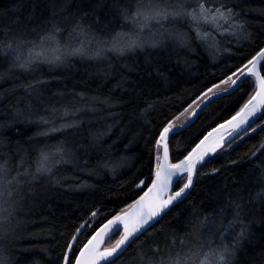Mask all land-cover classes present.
<instances>
[{"label": "trees", "instance_id": "trees-1", "mask_svg": "<svg viewBox=\"0 0 264 264\" xmlns=\"http://www.w3.org/2000/svg\"><path fill=\"white\" fill-rule=\"evenodd\" d=\"M226 6L247 21L248 39L242 33L223 36L218 28L201 25L200 31L214 40L209 47L207 39L196 37L188 18L176 17L164 21L172 41L159 48L103 58L69 56L65 51L57 68L11 69L0 80V163L7 164L6 180L19 173L22 182L14 199L22 211L8 225L0 246L6 264H61L66 243L92 211L99 210L78 237L79 246L94 228L142 194L153 179L154 145L165 122L264 47V0H229ZM135 7L136 0H0V41L30 43L82 30L109 39L129 26L131 19H125L124 12L131 15ZM221 25L228 33L231 21ZM177 34H184L187 43H178ZM254 92L245 82L239 91L212 101L193 124L172 137V162L235 114ZM40 118L50 123L35 122ZM72 122L78 126L40 135ZM61 142L70 150L68 162L32 180L40 150ZM262 144L264 129L258 128L207 159L187 198L174 204L114 264H143L153 258L150 250L157 245L175 254L181 241L192 245L185 255L219 244L221 250L231 248L241 223L248 225V234L231 264H264V149L255 155ZM141 180L144 186L138 189ZM21 193L25 198L18 202ZM220 227L229 233H220ZM116 239L118 234L112 235L107 245Z\"/></svg>", "mask_w": 264, "mask_h": 264}, {"label": "snow or ice", "instance_id": "snow-or-ice-1", "mask_svg": "<svg viewBox=\"0 0 264 264\" xmlns=\"http://www.w3.org/2000/svg\"><path fill=\"white\" fill-rule=\"evenodd\" d=\"M228 2L229 0H207V4H219L218 7H209L205 0H136L134 13L129 15L128 12H124V17L125 19H131L140 28L147 26L144 21L148 20H155L159 23L169 18L186 17L196 29V37L201 40H206L211 35L200 31L202 24H210L220 28L222 27L220 21H231L230 29H228L231 34L242 33L244 38L248 39L251 34L245 31L247 21H244L240 17V13L234 11L232 7H227L226 4ZM232 2L234 3L235 0H232ZM186 4L189 6L186 7ZM193 4L195 5L194 7L191 6ZM261 13L264 14V10H261ZM54 31L58 33L60 29L54 27ZM126 36L127 34L125 33H117L110 42V50L123 54L126 51L143 47L142 43L134 39H127ZM40 39L41 43H43L44 41L55 39V36L47 35ZM175 39L181 45L187 43L184 34H177ZM4 47L5 45L0 41V52L3 51ZM36 47H39V45H34L28 56L22 60L18 45L13 50L15 61L13 66L28 70L37 60L48 63L61 61L60 56L49 59L42 52H35ZM7 48L12 49V45L8 44ZM84 51V48L80 47L73 49L68 54H84ZM262 65H264V47H259L255 54L246 60V63H243L242 66H237L235 70L231 71L230 75H227L226 79L208 88L198 98L200 103L207 106L206 101L209 98V94L217 98L222 93L231 95L239 91L245 82H249L256 89L255 93L239 107V110L230 119L208 131L202 139H199L195 147L187 150L186 154L175 163L170 160L169 136L171 135L175 138L186 127L191 125V115H195L193 105H189L188 108L184 109V112L180 113V116H184L185 113L189 112V109H192V113L186 122L176 124L175 120H179L180 116H177L173 121L165 122V125L157 133L158 139L154 145V178L150 181V186L147 187V190L143 192L139 199L128 205L127 209L114 215L111 219L106 218L107 222L102 223V226H98V230L94 228L92 230L94 234H91L90 238H87L86 242L79 246L81 242L78 240V236L82 234V229L87 227L97 217L99 212V210L92 211L89 220L80 224L75 229V234L66 243L65 250L60 255L61 264H101V262L103 264H114L115 260L119 259L131 244L135 243V240L139 239L150 227L154 226L157 222L156 218L161 217L165 210L174 203H180L187 198L193 186L194 177L198 175L197 169L198 167L203 168L206 158L211 157L218 149L224 148L226 144L231 147V144L241 134L248 135L250 132H256L258 128L264 129V124H259L256 127L252 126L256 119L264 117V111H262L264 109V75L257 70ZM27 87L31 88L33 86L28 85ZM193 103L196 108L200 107V103L195 101ZM18 115L22 116L23 114L18 113ZM64 115H68V112L65 111ZM35 122L50 123L49 120L44 118H40L39 121ZM77 126L76 122L66 123L60 127H50L46 132L40 133V135L47 136L50 133L61 132L64 129L76 128ZM225 132H227V135H225ZM46 148L48 149L47 151L41 149L39 152L35 172L31 174L32 180L38 179L41 175L51 174L52 168L56 164L68 162L66 156L70 154V150L64 147L63 142L57 145H46ZM261 148L264 149V145H261ZM212 171L215 172L218 169H213ZM7 172L6 162L0 163V246L3 245L7 236L6 222L8 217L4 216L6 210L2 206L5 189H8L7 195L12 196L13 190L8 188V185L14 183L18 187L21 183L18 178L20 176L19 173L17 177L6 180ZM23 175L27 177V171ZM174 182L178 185V190L175 191L172 190ZM143 184L144 181L141 180L138 187H142ZM247 229L248 225L241 223L240 231L235 236L236 242L231 248L225 245L223 250L205 254L203 260L198 259L201 255L198 250H190L191 254L184 256L178 252L172 254L157 245L150 250L153 258L143 261V264H231L230 258L235 255V249L239 246L240 241L247 236ZM116 234H118V239L109 246H104L105 238L108 237L110 239L112 235ZM149 235L153 238L155 237L154 233H149ZM181 243L185 242L181 241ZM138 247H143V245L141 244ZM0 251H2V247H0ZM141 259L143 260V257ZM0 264H6L2 256H0Z\"/></svg>", "mask_w": 264, "mask_h": 264}, {"label": "bare ground", "instance_id": "bare-ground-1", "mask_svg": "<svg viewBox=\"0 0 264 264\" xmlns=\"http://www.w3.org/2000/svg\"><path fill=\"white\" fill-rule=\"evenodd\" d=\"M170 19H173V18H169L168 20H164V21H169ZM164 21H161L159 23H157L156 25L153 23L152 26H145L143 28H140L139 25L137 24H134L132 21L130 22L129 26L124 29V30H120V31H117V33H125L127 34L126 38L127 39H134V40H137L139 43H142L143 44V47L142 48H136L132 51H126L124 52L123 54H119L115 51H111L110 50V47H111V44L110 42L112 41L113 37L117 34L115 33L114 35H112L109 39H105V38H102V34H96V33H92L91 34H87V31L86 30H82L81 32H78V31H74L71 35L68 36V34L65 36V35H54L55 36V39L53 40H47V41H44L43 43H41V39L40 40H37V41H33V42H30V43H12V42H6L4 45L7 46L8 44H11L12 45V49H8L7 47L2 51L0 52L1 53V65H0V80H2V78H4L8 72L11 70V69H22V68H19V67H14L13 64L15 63L14 61V52L13 50L17 48V46L19 45V51L21 53V56H22V60L24 58H26L28 56V53L30 50L33 49L34 45H39V47H36L35 48V52H42L44 56L48 57L49 59L53 58V57H56V56H60L62 59H63V53L65 52L66 54L71 52L73 49H76V48H80V47H83L84 48V54H77V55H69V56H80V57H87V58H92V57H95V58H103L104 56L108 55V54H115V55H127L128 53H132V52H136V51H140V50H143V49H146V50H149V49H153V48H159L158 46H161V45H164L168 42H171L172 41V35L171 33L169 32H166V26L164 24ZM144 23L147 25L148 22L144 21ZM222 23V21H220V24ZM202 25H205L206 27H214L213 25H210V24H202ZM223 28V25L222 27L218 28L217 29V32L220 33V34H224L223 36H226L227 34L231 33V31H229L227 33V29H222ZM226 33V34H225ZM68 36V37H67ZM212 36H208L206 42H207V46L210 47V44L214 43V40L212 38H210ZM209 43V44H208ZM155 45V46H153ZM53 49H55L57 52L53 51ZM61 59V60H62ZM60 62H56V63H48V62H44V61H41V60H37L35 62V64H32L29 69H31L34 65H38V66H49V67H53V68H57L60 66ZM263 67L264 65L260 66V73L262 75H264V70H263ZM28 69V70H29ZM226 79V78H225ZM221 81L217 82L216 84H219ZM215 85V84H214ZM213 87V86H211ZM210 87V88H211ZM224 87V86H223ZM255 88V87H254ZM256 90V89H255ZM255 93V92H254ZM203 94H201L198 98H200ZM224 95H227L226 93H222L219 95V97H222ZM212 95L209 94V98L211 97ZM196 99L194 100L195 102L197 103H200L199 102V99ZM206 101V104L207 106L212 102L214 101L215 99H218L217 97H214L212 99H209ZM193 101V102H194ZM191 103L190 105H193V108L195 109V112H198V116L200 114V112L206 108L207 106H205L203 103H200V107L199 108H196L195 107V104L194 103ZM189 107V106H188ZM187 107V108H188ZM184 111V110H183ZM182 111V112H183ZM191 113H192V109H191ZM191 114L188 115V117L190 116ZM234 115V114H233ZM197 116V117H198ZM177 117V116H176ZM175 117V118H176ZM188 117L185 119L184 122L187 121ZM192 117V115H191ZM191 122V124H193V122L196 120V118ZM175 118H173L171 121H173ZM231 116L229 118H227L226 120L230 119ZM262 118V117H261ZM261 118H259L258 120L255 121V123L252 125L253 127H256L255 125L261 120ZM225 121V120H224ZM223 121V122H224ZM183 122V123H184ZM221 122V123H223ZM220 124V123H219ZM264 124V121L263 123ZM218 125V124H217ZM217 125H215L214 127H216ZM213 127V128H214ZM212 129V128H211ZM210 129V131H211ZM207 134V133H206ZM204 134V135H206ZM203 135V136H204ZM225 135H227V132H225ZM203 136L200 138L202 139ZM246 135L244 134H241L240 137H238L232 144H231V147H228L227 144L225 145L224 148L222 149H218L216 151V153H220V152H223L225 151L226 149H231L238 141L242 140L245 138ZM171 140H172V136L170 135L169 136V149H170V160L172 159V154H171ZM199 142V140H198ZM197 142V143H198ZM264 145V144H262ZM195 147V145L193 146ZM261 146L260 148L257 150V152L255 153V155L260 151ZM216 153H214L213 155H215ZM212 155V156H213ZM211 156V157H212ZM210 158V157H209ZM207 158V159H209ZM206 159V161H207ZM172 162V160H171ZM175 163V162H173ZM199 170V167L197 169V172ZM154 178V176H153ZM195 180H196V177H195ZM144 181V180H142ZM140 183V182H139ZM195 183V181H194ZM22 185V182L20 183V185L18 187H20ZM139 184H137V188L140 189L142 187H138ZM176 185V184H175ZM175 185L173 187V191H175ZM194 185V184H193ZM150 184L147 186L149 187ZM17 186H15V184L13 183V185H8V188H11L13 190V195L12 196H8L7 195V188L5 189V196L3 198V201H2V206L3 208L6 210L4 212V216L5 214L8 212V209H12L16 206V202H14V196L17 195L16 193V190L18 188ZM147 187L145 188L144 191L147 190ZM143 191V192H144ZM191 191V190H190ZM143 192L141 195H143ZM189 194V193H188ZM139 195L135 200L139 199V197L141 196ZM25 197H23L22 193L20 194L19 196V200L18 202H21L22 200H24ZM135 200H133L130 204H133L135 202ZM14 202V203H13ZM13 203V204H12ZM12 204V205H11ZM129 204V205H130ZM176 204V203H174ZM173 204V205H174ZM171 205V207L173 206ZM171 207H169V209L167 210V212L171 209ZM9 209V211H10ZM127 209V208H125ZM124 209V210H125ZM11 212V211H10ZM166 212V213H167ZM120 213V212H119ZM118 213V214H119ZM166 213L160 218L157 220V222L159 220H161L165 215ZM112 218V217H111ZM110 218V219H111ZM88 220H85L83 221L82 223L86 222ZM107 221L103 222V223H106ZM156 222V223H157ZM81 223V224H82ZM155 223V224H156ZM154 224V225H155ZM102 226V224L100 225ZM151 228V227H150ZM85 229V228H84ZM82 229V232L83 230ZM97 230H98V227H97ZM219 232L220 233H224V234H228L229 233V230L227 227H220L219 228ZM228 230V231H226ZM213 231V230H212ZM75 234V232H74ZM73 234V235H74ZM94 234V233H93ZM224 234H223V238H224ZM80 236V235H79ZM78 236V237H79ZM90 238V237H89ZM108 237L105 239V242H104V246H108L107 245V241H108ZM210 241V240H209ZM218 243H222V241H219ZM220 245V244H219ZM219 245H216L214 247H209V250H199V252L201 253L200 257L198 258L199 260H203L204 257H205V254H209L213 251H217V250H221L219 249ZM193 251V250H192ZM180 253V252H178ZM173 254V253H172ZM191 254V252H190ZM189 254V255H190ZM181 255H184V254H181ZM187 256V255H186ZM138 264V263H137Z\"/></svg>", "mask_w": 264, "mask_h": 264}, {"label": "rangeland", "instance_id": "rangeland-1", "mask_svg": "<svg viewBox=\"0 0 264 264\" xmlns=\"http://www.w3.org/2000/svg\"><path fill=\"white\" fill-rule=\"evenodd\" d=\"M146 22H148L147 23V26L149 25V26H152L153 25V23L156 25L157 24V22L155 21V20H148V21H146ZM53 51H55V52H57L55 49H53ZM62 59V58H61ZM222 87H223V85H222ZM184 112V111H183ZM189 114H191V109H189V112L188 113H185V115L184 116H180V114L178 115V116H180V119L179 120H175V123L176 124H181V123H183L184 121H185V119L188 117V115ZM162 154V153H161ZM14 199H16V197L14 196ZM17 200V199H16ZM19 200V199H18ZM14 203V202H13ZM12 203V204H13ZM11 204V205H12ZM10 209V208H9ZM9 209H8V212L5 214V216L6 217H8V220H7V222H6V231L8 230V225H10L11 223H13L14 221H17V216H18V212L20 213L21 211H22V209H21V207L19 208V210H18V207L16 208V206L14 207V208H12V209H10V211H9ZM13 219H14V221H13ZM13 221V222H12ZM12 225V224H11ZM220 237H222V236H220ZM184 246V247H183ZM191 246L192 245H189L188 243H181L180 242V246H178V251L180 252V254H184V256H186L185 254H186V249L187 248H191ZM193 248H196V246L195 247H193ZM210 254V253H209ZM200 257V256H199ZM198 257V258H199Z\"/></svg>", "mask_w": 264, "mask_h": 264}, {"label": "water", "instance_id": "water-1", "mask_svg": "<svg viewBox=\"0 0 264 264\" xmlns=\"http://www.w3.org/2000/svg\"><path fill=\"white\" fill-rule=\"evenodd\" d=\"M257 70L260 72V67H258ZM212 98H214V96H211L209 99H212ZM262 111H264V109H262ZM198 112H199V110H198L197 112H195V115H192V117H191V122L195 119V117L198 116ZM256 120H258V119H256ZM169 153H170V149H169ZM206 159H207V158H206ZM194 181H195V177H194V180H193V184H194ZM174 185H175V182L173 183L172 189H173ZM192 187H193V186H192ZM191 189H192V188H191ZM191 189H190V190H191ZM189 192H190V191H189ZM170 207H171V206H170ZM168 209H169V208H168ZM168 209L165 210V213L167 212ZM129 211H131V210H129ZM165 213H163L162 216H163ZM162 216H161V217H162ZM161 217H158V218H156V219L158 220V219H160ZM106 238H107V237H106ZM106 238H105V239H106ZM101 264H103V262H101Z\"/></svg>", "mask_w": 264, "mask_h": 264}]
</instances>
